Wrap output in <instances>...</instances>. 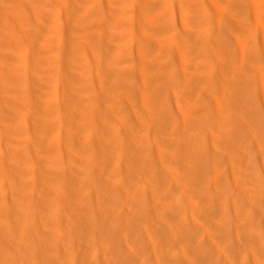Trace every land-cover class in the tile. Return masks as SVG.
<instances>
[{
	"label": "rangeland",
	"instance_id": "obj_1",
	"mask_svg": "<svg viewBox=\"0 0 264 264\" xmlns=\"http://www.w3.org/2000/svg\"><path fill=\"white\" fill-rule=\"evenodd\" d=\"M61 1V9L55 13L49 9L45 19L50 18L52 22L49 26L53 30L67 28L65 41L70 47L67 61L62 57L65 51L53 53L49 50L50 42L46 44L52 30H34L33 27L31 38L16 31L11 20L19 17L15 11L21 9L20 0H15L13 3L17 6L10 10L7 8L9 0H0V188L7 189L13 198L15 189L19 186L22 190L23 186L26 198L20 197L17 201V205L23 208L38 210L37 199H50L51 210L57 213L55 216L61 232L47 240H26L19 231L12 235L14 242L9 245L10 241L1 233H9L11 228L6 224L7 214L0 213V264H61L58 260L60 263L41 260L45 253L59 248L60 260L67 259L69 264H264V90L253 81L258 74L256 65L263 64L264 59L261 58L259 62L256 57L248 59L238 52L240 49L243 53L249 45L243 28L248 24L255 26V19L250 13L252 9L243 5L247 0H199L201 7L204 6L213 17L208 28L212 34L209 50L218 74L222 77L228 74V81L241 80L235 86L229 82L218 84L214 88L218 94L204 99L203 102L214 112L205 110L189 117L190 112L185 110L186 103L195 102L200 92L197 87L184 81L186 77H181L177 78L179 82L176 80V85L181 86L179 93H170L174 89L170 87L167 93L163 89L156 96L157 88L153 86V94L158 99L153 98L147 105L155 100V107L145 106L142 96L135 90L130 91L133 88L120 86L119 89L123 88L125 94L128 91L130 97L119 102L113 99L119 103L117 106L123 114L116 109V116L114 113L104 120L114 106V101L111 102L112 99L108 97L113 93L110 84L115 83L114 76V80L109 77L112 64L106 56H93L90 43L79 35L90 30L87 29L88 24L98 22L104 25L106 21L110 25L118 18L119 4H123L114 0ZM194 1L169 0L168 13L171 16L173 12L177 22L174 26L176 32L169 35H174L176 44L181 46L182 58L189 65L185 69L188 73L191 63L208 60L209 56L206 53L196 60L191 50L193 34L204 28L195 19ZM232 1H236L237 6L230 7ZM53 2L41 0L40 7L46 10ZM92 2H96L98 7L102 2L103 14L86 18L85 6ZM124 5L134 13L135 20L140 14L136 17L139 6L146 9L149 19L158 12L154 0L149 3L127 0ZM224 11H229L227 16L223 15ZM58 17H65L68 25L55 20ZM43 21L38 22H41L40 25L49 24V21ZM153 22L155 27L150 25L152 31H149V35L137 31L135 37H130L129 30L122 27L120 30L124 29L127 34L118 45L129 50L133 45L139 47L140 40L146 44L145 50L150 51L152 39H165L167 36V32L160 29V24ZM97 37V41L106 48L113 46L109 48L112 54L114 44L118 42L113 43L109 30L99 33ZM256 40L263 46L259 39ZM261 46L254 45L249 52L257 51L261 55L264 53ZM156 52L147 54L146 60L153 59L152 62L159 66L163 58L154 60ZM224 61L228 62L225 65L230 68L225 67ZM41 64L45 66V71ZM81 66L91 75L88 76L90 88L86 91L73 90L68 86L69 80ZM146 66L149 68V62ZM161 66L160 71L164 70L162 73L157 71L160 73L158 82L168 74L167 69ZM238 67L242 68V72L235 75ZM177 72L175 68L169 71L175 76ZM102 82L106 85V93L104 86L100 87ZM94 93L100 94V117L105 114L102 119L98 117L91 121L97 143L101 145H98L99 148L103 149V145L107 151L115 144H112L113 141L109 144L106 142L111 138L106 128L114 127L125 138L121 143L124 150L121 160L114 161L117 177H108L109 167L100 162V156L95 154L97 161L91 169L99 181L97 185L89 186L88 197H78L80 184L75 182L66 187L69 193L66 199L60 197L58 190L51 188L57 192V200L52 197L45 179L54 167L58 172L70 170L81 179L80 154L78 150H72L69 141L70 133L72 130L76 132L77 121L81 120L76 121L66 108L48 111V99L57 96L59 100L67 102L76 97H90ZM227 115L233 117L231 125L224 121ZM145 122L147 126L143 125ZM40 124L42 126L39 128ZM142 127L146 130L145 134L140 132ZM33 133L34 139L30 137ZM197 133L203 134L198 141L202 147L201 156L198 155L197 167L192 168L196 176L194 182L187 183L180 173L188 159L195 155L192 151L185 152L181 157L176 153L179 158H175L173 145L181 139L186 147H193V136ZM146 136L159 161L156 158L145 165L143 157L138 155V148L141 142L145 143ZM64 138H68L65 142H69L65 143ZM45 145H51L52 150L41 149ZM9 155L19 158L8 164L6 157ZM54 156H58V159ZM2 161L4 166H1ZM51 166V173L49 171L44 175L46 168L51 169ZM35 167L38 169L34 171ZM111 185L112 188H109ZM114 187L119 192H114ZM98 197L103 200H98ZM78 210L82 213H76ZM46 213L50 215L49 211L44 213L42 210L35 215L41 227L49 224L50 216ZM40 247L46 249L35 257ZM10 250L18 252L20 257L24 256L15 261L9 259L5 252Z\"/></svg>",
	"mask_w": 264,
	"mask_h": 264
},
{
	"label": "bare ground",
	"instance_id": "obj_2",
	"mask_svg": "<svg viewBox=\"0 0 264 264\" xmlns=\"http://www.w3.org/2000/svg\"><path fill=\"white\" fill-rule=\"evenodd\" d=\"M4 1H6V0H4ZM14 1L15 0H9V4L7 7L8 10H10L14 6H17L13 3ZM20 1H21V9L18 11H15V14L18 15L19 17H16V18L11 20L13 25H15V27H16V31L22 33L24 36H28L31 38L32 35L30 32H31V29L33 27H34V30H38V28L43 29L42 31L47 30V29L52 30L51 36H49L46 39L47 40L46 44L50 42L49 50L53 51V53H57L58 50L65 51V54H63L62 57L65 58V61H67V58H66L67 54H68L67 52L70 49V47L67 45V43L65 41L67 28L66 27L65 28L60 27V29L57 28V29L53 30L49 26L52 22L50 20V18H48V20L45 19L48 17V10L51 9L52 13H55L57 10L61 9L62 6H59V5L63 1L54 0L55 2H53L52 5H48L46 7L47 11L44 9H41V7H40L41 6V0H20ZM126 1L127 0H114V2H121V4H123V5L119 4V7L117 6L118 7V9H117L118 18L116 20L111 19L113 21L110 22V25L106 21H105L104 25H102V23H98V22L93 23V24H88L87 29H90V30H85L79 35V36L84 37L88 40V42L90 43V45L93 49V52H94V53H92L93 56H94V54L98 58H103L104 56H106L113 66V67L111 66V73L109 74V77L113 78V76H114L116 81L113 78V80H114L113 82H115V83H112V81H111L112 84H110L112 87L111 90L113 93H111L110 90L107 89L109 91L108 94H110V93L112 94V95L110 94V96L107 95L110 99H112L110 101L113 102L114 100H116V101L126 100V99L128 100L130 97L127 95L128 94L127 89H130V87H131L133 89H130V91L135 90L136 93H138L139 95L142 96L141 100L145 106H149V105L154 106V104H155L154 101L156 99H158V97H156V96L159 93H161L163 89H165L164 91H166V93H167L170 87H174V89L170 93H179L181 90V86L176 85V80L179 82V80L177 78L186 77V80H184V81L189 82L191 85H194L195 87H197L196 89L200 92V94L198 95L199 98L195 102H191L189 104H188V102L186 103L187 105L185 106V110H186V112L187 111L190 112L189 117H192L195 114H197L201 111H205V110H210V111L214 112V109H212L210 106L206 105L203 102L204 99L206 97H209L210 95L216 96L218 94V92H216L214 90V88L218 84H221L223 82H229L231 85L235 86L236 83L240 82L241 80L240 79H233L231 81L226 80L228 74L225 77L220 76L218 74V70H217L216 66L213 64L212 54L210 53V50H209L210 44L212 43V34H211V30L208 29L209 27H211L209 22L210 21L212 22V19H213L212 15L208 13L207 9L204 6L201 7V2L199 0H195L192 3V7L196 13L195 19L198 20L199 24L204 26V28L197 30L193 34L194 41H193V44L191 46V50L193 51V54H194L196 60H199L202 56H205L206 53H208L209 56H208V60L205 59L204 61H201V62L198 61L196 63H194V62L191 63L190 64L191 71L188 73L185 71V69L187 67H189V65L182 58V55L180 53L181 52V46L176 44L175 39H174V35L173 36L169 35V33H173V31L176 32V28L174 26L177 24L175 14L173 12H171L172 15L170 16L168 13L169 12V0L168 1L167 0H154V2L157 4L158 12H157V15L152 19L147 18L148 16L146 15L147 14L146 9L143 8L142 6H139L138 10L136 11V17H137L138 13H140V14L136 20L134 17V13L129 12L128 11L129 7L127 5H124V3ZM144 1H146L147 3L152 2V0H144ZM64 2H66V1H64ZM229 3H231V2H229ZM102 5H103L102 2H101L100 7L97 6L96 2H92V3L87 4L85 6V9L87 12L86 18H94V17L98 16L99 13L103 14L102 8H101ZM243 5L246 6L247 9L249 7L252 9V12H250V13L253 15V17L255 19V26H252V24H248L247 27L244 26L245 27V28H243L244 32H245L244 36H245V39L248 40L249 45H248V48L246 47V50L243 53L240 49H238V52L240 55L244 54V56L248 57V59H251L252 57H256V60L260 62L261 58L264 59V53H262L260 55L259 52H257V51H252V52H249V51L254 45L261 46L256 39L260 40V42L263 45L261 47L264 48V0H247V3H245V4L243 3ZM232 6H237V2L232 1L230 7H232ZM0 7H2V4H0ZM63 10H65V7L63 8ZM68 10L71 11L70 8ZM228 13H229V11H224L223 15L227 16ZM15 14H14V12L12 13L13 16H15ZM86 18H85L84 22H86ZM40 20H44L43 22H45V23H47V21H49V24L40 25L39 23H41V22H38ZM55 20H57L59 22L63 21L65 24H67V22H68L65 19V17L63 19H62V17H58ZM153 21L158 22L160 24V29H162L163 32H167V36L164 37L165 39H163V38L158 39V40L152 39L151 40L152 46L149 45L150 51L145 50L146 44L142 43L140 40H139V47L133 45L130 47L129 50H126L123 47H121L120 45H118L119 42H121V41L123 42L125 40L127 32L124 31V29L129 30L130 37H135V34L137 31H141L143 34L149 35V31H150V33L152 31V29L150 28V25H151V27L154 26ZM206 23L208 24L207 27H205ZM22 26L25 28H22ZM122 27L124 29L120 30ZM106 30H109L110 36L114 40V41L112 40L113 43H115L116 41L118 42V43L116 42L117 43L116 45L114 44V50L112 51V54H110L109 48L113 47V46L106 48L102 42L97 41L98 34L99 33L103 34ZM114 30H118V32L114 31ZM94 32L96 34L93 36ZM37 33L38 32L35 33V37L37 36ZM57 41L59 42V45H58ZM110 49H112V48H110ZM155 51H157V52L155 53L154 58L155 57L156 58L154 60H156L158 58H163V62H161V64L159 66L155 65V62H152L153 59L152 60H146V55L149 53L153 54V52H155ZM56 60H57V58H56ZM122 62H125V64H122ZM148 62L150 65L149 68H148V66H146V64H148ZM223 63L225 65V63H228V62L224 61ZM40 66H41L42 70L45 71V66L43 67V64H41ZM160 66H161V68H163V67L166 68L168 71V74L162 81H159L160 82L159 83L158 78H159L160 73H157V71L158 72L160 71ZM180 66H182L183 68H181ZM226 66H228V65L226 64L225 67ZM172 68L177 69L178 74L176 76L174 74L171 75L169 73L170 69H172ZM226 68H230V67L228 66ZM235 69H234V71H235ZM163 70L164 69H162V72H163ZM192 70H194L193 73H191ZM255 70L258 72V74L254 76L253 81L256 85H258L261 89L264 90V63L261 65L260 64L256 65ZM98 71L101 72L99 69H98ZM241 72H242V68L238 67V69L236 70V72L234 74L238 75ZM87 73L88 72H85V68L83 66H81V69L78 70L77 72H75L73 78H71L69 80L68 86L71 87L73 90L74 89H78V90L84 89V91L88 90L90 88L88 76H91V75H88ZM233 77L234 76H232L231 78H233ZM110 80H112V79L110 78ZM155 80H156V82H155ZM103 83L104 82H102L100 84V87L105 85V84L103 85ZM105 86L103 87L104 91H105ZM120 86L121 87L125 86L124 89L127 88V86H129L126 89L127 94H125L123 92V90H124L123 88L119 89ZM153 86H156V88H157V92L155 93L156 96H154V94H153ZM120 90H122V91H120ZM151 90H152V92H151ZM160 90H161V92H160ZM105 93H106V91H105ZM129 94H131V93H129ZM131 96H134V95L131 94ZM108 97H107V99H109ZM153 98L154 99L156 98V99L153 100L152 104L147 105V103L151 102ZM99 100H100V94H96V93L92 94L90 97H84L83 96V97H76L73 99H69V100H67V102L59 100L57 98V96H52L48 99V107L46 108L48 111L52 112L55 109L58 110L60 107L63 109L66 108L72 112V117L76 121L78 119L81 120V121H77L76 132L74 133V130H72V132L70 133V134H72V136H71V139H69L72 150L73 151L78 150V152L80 154L81 179H79L76 175H74L70 170L67 172L63 169L64 172L63 171L58 172V170H54L55 167L53 169L52 166H51V169L46 168L47 171L45 173H43L44 175H47L48 174L47 172L50 171L49 173H51V170L52 169L54 170V171L52 170V173L49 175V177H47V178L45 176L44 177L46 178L45 183L50 187L48 189L50 190V192L53 193L52 197L56 198L57 200H59V197L57 196V192L54 190H58L60 197L62 199H66L69 196V193H68L66 187L70 184L75 183V182H79V184H80V188L78 190V192L79 191L80 192L78 193V197L83 198V199H86L88 197L89 189H90L89 186H92L94 184L97 185V183L99 181L98 177L93 174L94 170L91 169V167L94 166L95 165L94 163L97 161L95 154H98L100 156V162L105 163L109 167V169L107 171L108 177L110 179L117 177L116 176L117 175V169L114 165V161L121 160L120 156L124 153V150H123L121 143L124 142L125 138H123L121 136V134L114 127H112V128L109 127V129L106 128L109 132V136L111 137L110 141L107 139L106 142L112 143V141H113L112 144H114V143L115 144L112 146V148L109 146L111 149L109 148L110 151H108L109 149H107L108 152L104 150L105 147L103 145H102L103 149L99 148V146H101V145H99L97 143V139H96V136L94 133L95 128H94L93 124L91 123L92 120H95V119L97 120V119H99L98 117H100L98 104L100 103V105H101L102 102H101V100L100 101ZM107 101H109V100H107ZM106 102H105V104H106ZM118 102H115V101L113 102L114 106H112L113 107L112 110L108 111L107 109H109V108L107 107V109L105 111H108V113H107L108 115L107 114L105 115L103 112V114L106 117L102 119V116H104V115H102L100 117V119L104 120L106 118H109L114 113H115L114 116H116L118 111L121 110L117 106V105H119ZM115 105H116V107H115ZM155 106H157V105H155ZM116 109H119V110L117 111ZM120 113L123 114V111H120ZM119 117H121V116H118V118ZM113 119L114 118H112V120ZM224 121H225V123H228V125H231V123L233 122V117L231 115H227L224 118ZM124 122H126V121H124ZM126 125H127V123H126ZM143 125L147 126V123L145 122V124H143ZM39 126L41 127L42 125L40 124V125H38V127ZM38 127H37V130H39ZM107 130H106V132H107ZM145 131L146 130H145V128L143 129V127H142V130H140V132H142L143 134H145ZM42 133H44V131H42ZM75 134L78 137L79 142H78L77 138L75 139ZM37 136H39V133ZM30 137L34 139V133L30 134ZM202 138H203L202 133L195 134L193 136V142L195 143V145H193V147L191 145L186 147L183 143V140H181V139L176 140L174 142L173 147L175 150V153H174L175 158H179L182 155H184L185 152H190V151H192V153H194V155H195L193 158L190 157L191 159H188L189 162L184 165V167L182 169L183 171H182V173H180V177L182 179H185V182H187V183L194 182V180L196 178L193 169L197 167L196 165H197L198 160L200 158L199 156H201L200 151H201L202 147L199 145L198 141ZM67 139L64 138V142ZM69 141H67V142H69ZM67 142H65V143H67ZM41 149L46 150V151H50V150H52V146L51 145L41 146ZM100 151H102V153ZM176 153L180 154V155L178 154L179 157H176ZM138 155L143 157V163H145V165L148 162L152 163L156 160L157 157H155L154 149L152 148V146H150L148 136H146L145 143L141 142V145L138 148ZM18 158L19 157L17 155H9L6 157L8 164H12V162L14 160H18ZM55 158L57 160L58 156H56ZM164 160H166V159H164ZM157 161H159L158 158H157ZM52 163L54 164V162H52ZM52 163H50V164H52ZM1 166H4V161L1 162ZM37 169H38V167H35L33 170L35 171ZM60 169H61V167H60ZM65 172H67V173H65ZM184 172H186V174H184ZM184 175L185 176L187 175V176L184 178ZM14 178L17 181V178L16 177H14ZM175 179H176V177H175ZM21 181L23 183V180H21ZM20 186H21V184H20ZM112 186L113 185H111L109 188H112ZM21 188H22V190L18 186V189H15V194H14L13 198L10 197L7 189L0 188V213L7 214L6 224H8V226L11 228L10 229L8 227L10 229L9 233H7L6 231H2L1 234L3 235V237H5L6 239H8L10 241L9 245L11 242L12 243L14 242L12 235L14 233H18L19 231L22 232L23 239H26V240H28V239H31V240L44 239V240H47L51 237L57 236V234H61L60 229H59V224H58L59 223L58 218H57V216H55L57 213L52 212L51 206H50V199H49V201H44V199H37V204H39L38 210L35 208L19 207L17 205V201L20 199V197L26 198V194L23 191V186ZM51 188L54 190H52ZM113 191L119 192V189L117 187H114ZM43 195L44 194H42L41 196H43ZM98 200H103V198L98 197ZM46 209H48V210H46ZM41 210L44 211V213H45V211L46 212L49 211V213H50V215L46 213L47 215L50 216L49 224L46 227H41L35 219L36 213L38 211H41ZM56 211L58 213H61L58 210H56ZM76 213H82V211L78 210V212H76ZM15 227H16V229H15ZM45 249H46V247H40L39 249H37V253L35 254V257L37 255L43 253L41 251H43ZM58 251H61L60 248L58 250L53 249L51 251L52 253H45L41 257V260L47 261V262L58 260V261H61V264H69L67 259L60 260V255H59ZM46 252H48V250ZM183 255H184V253H183ZM5 256L7 258L15 261L17 258H21L24 255L20 257L18 252L10 250L9 252H5ZM58 263H60V262H58Z\"/></svg>",
	"mask_w": 264,
	"mask_h": 264
}]
</instances>
